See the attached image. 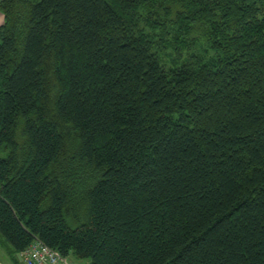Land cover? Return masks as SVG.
Masks as SVG:
<instances>
[{"label":"trees","instance_id":"trees-1","mask_svg":"<svg viewBox=\"0 0 264 264\" xmlns=\"http://www.w3.org/2000/svg\"><path fill=\"white\" fill-rule=\"evenodd\" d=\"M0 12L11 263L39 238L78 263L264 264V0Z\"/></svg>","mask_w":264,"mask_h":264},{"label":"built area","instance_id":"built-area-1","mask_svg":"<svg viewBox=\"0 0 264 264\" xmlns=\"http://www.w3.org/2000/svg\"><path fill=\"white\" fill-rule=\"evenodd\" d=\"M23 264H81L60 251L51 248L39 238L19 254Z\"/></svg>","mask_w":264,"mask_h":264},{"label":"rangeland","instance_id":"rangeland-1","mask_svg":"<svg viewBox=\"0 0 264 264\" xmlns=\"http://www.w3.org/2000/svg\"><path fill=\"white\" fill-rule=\"evenodd\" d=\"M0 240H3L0 238ZM12 251L11 248L9 247V245L4 241V247L0 246V262H2L3 264H13L12 262ZM81 263L83 264H89V261H82ZM20 264H23L20 261Z\"/></svg>","mask_w":264,"mask_h":264},{"label":"crops","instance_id":"crops-1","mask_svg":"<svg viewBox=\"0 0 264 264\" xmlns=\"http://www.w3.org/2000/svg\"><path fill=\"white\" fill-rule=\"evenodd\" d=\"M1 1V0H0ZM4 23V16L3 14L0 12V26Z\"/></svg>","mask_w":264,"mask_h":264},{"label":"water","instance_id":"water-1","mask_svg":"<svg viewBox=\"0 0 264 264\" xmlns=\"http://www.w3.org/2000/svg\"><path fill=\"white\" fill-rule=\"evenodd\" d=\"M0 264H3L2 262H0Z\"/></svg>","mask_w":264,"mask_h":264}]
</instances>
